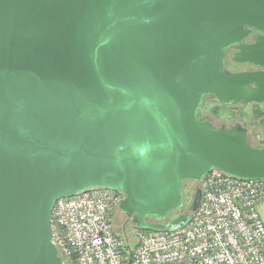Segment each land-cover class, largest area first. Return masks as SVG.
Listing matches in <instances>:
<instances>
[{
	"label": "water",
	"instance_id": "1",
	"mask_svg": "<svg viewBox=\"0 0 264 264\" xmlns=\"http://www.w3.org/2000/svg\"><path fill=\"white\" fill-rule=\"evenodd\" d=\"M253 29L264 0H0V264H64L60 197L119 190L133 224L162 230L189 220L213 169L264 179L246 123L200 113L208 97L264 103V70L224 64L236 46L233 60L264 67ZM187 180L188 209L162 221Z\"/></svg>",
	"mask_w": 264,
	"mask_h": 264
},
{
	"label": "built area",
	"instance_id": "2",
	"mask_svg": "<svg viewBox=\"0 0 264 264\" xmlns=\"http://www.w3.org/2000/svg\"><path fill=\"white\" fill-rule=\"evenodd\" d=\"M198 208L182 225L136 228L135 244L113 229L111 212L124 194L92 187L54 203L52 242L72 264H264V179L220 169L200 182Z\"/></svg>",
	"mask_w": 264,
	"mask_h": 264
},
{
	"label": "rangeland",
	"instance_id": "3",
	"mask_svg": "<svg viewBox=\"0 0 264 264\" xmlns=\"http://www.w3.org/2000/svg\"><path fill=\"white\" fill-rule=\"evenodd\" d=\"M208 110L216 118L217 122H247L250 126L251 140L257 147L264 146V123H260L264 118V105L256 104H222L216 100H210L207 104ZM260 120V121H259ZM260 132L261 139L255 137V132ZM197 182L188 181L184 183V204L182 208H188L195 194ZM177 216V215H176ZM113 229L123 238L135 244L137 241L136 228L128 221L127 216L117 206L110 214ZM165 221V220H164ZM166 222V221H165ZM64 264H72L68 259H64Z\"/></svg>",
	"mask_w": 264,
	"mask_h": 264
},
{
	"label": "flooded vegetation",
	"instance_id": "4",
	"mask_svg": "<svg viewBox=\"0 0 264 264\" xmlns=\"http://www.w3.org/2000/svg\"><path fill=\"white\" fill-rule=\"evenodd\" d=\"M247 28L248 27L244 26V29H247ZM263 33L264 32H262L260 30L253 29L252 32H251V34L244 39V42L247 43V44H252V43L255 42L254 36L255 35H258V34H263ZM237 50H238V48L236 46H233L231 49L228 50V55L224 59L225 70L230 71V72H239V71H262V70H264V67L256 66L253 63H245V62L241 63V62H237V61L233 60V54ZM210 100H216V101H218L217 99L212 98V97H208L207 98V100L203 104L202 108L200 109L201 116L205 120H207L208 122H210L213 125L218 126V127H220V126L229 127L230 125H233V124H236L237 123V122L231 123V122H225V121L224 122H217L216 121V118L212 115L211 111H209L208 110V107H207V104L209 103ZM250 104H253V105L254 104H256V105L262 104V105H264V103H261V102H251ZM244 123H246V126L249 129V133H250V126H249V124L247 122H244ZM244 123H242V124H244ZM257 133H258V135H257ZM255 137L258 138V139H261L262 136H261L260 132H257L256 131L255 132ZM250 139H251V133H250ZM188 181H192V180H187L186 182H188ZM127 218H128V221L133 224L132 220L128 216H127ZM150 220L151 221H157V219H154V218H150ZM161 220L164 221L163 219H161ZM133 225H134V227H138L135 224H133ZM63 262H64V259H63Z\"/></svg>",
	"mask_w": 264,
	"mask_h": 264
},
{
	"label": "trees",
	"instance_id": "5",
	"mask_svg": "<svg viewBox=\"0 0 264 264\" xmlns=\"http://www.w3.org/2000/svg\"><path fill=\"white\" fill-rule=\"evenodd\" d=\"M223 104V103H222ZM185 202V200H184ZM188 209V208H187ZM186 208H180L179 210H176L174 212H172L168 217L164 218L165 221H169L172 218L176 217V215L178 216L179 214L185 212L187 210ZM146 229V228H145ZM149 230V229H148Z\"/></svg>",
	"mask_w": 264,
	"mask_h": 264
},
{
	"label": "crops",
	"instance_id": "6",
	"mask_svg": "<svg viewBox=\"0 0 264 264\" xmlns=\"http://www.w3.org/2000/svg\"><path fill=\"white\" fill-rule=\"evenodd\" d=\"M258 211L264 221V199L262 201L259 202L258 204Z\"/></svg>",
	"mask_w": 264,
	"mask_h": 264
}]
</instances>
